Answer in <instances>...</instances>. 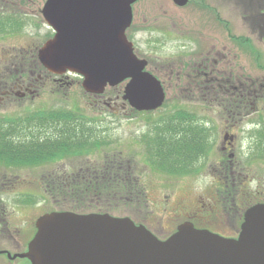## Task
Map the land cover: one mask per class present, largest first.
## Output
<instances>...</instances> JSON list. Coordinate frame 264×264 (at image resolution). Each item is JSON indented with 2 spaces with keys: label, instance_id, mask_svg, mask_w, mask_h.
<instances>
[{
  "label": "rangeland",
  "instance_id": "obj_1",
  "mask_svg": "<svg viewBox=\"0 0 264 264\" xmlns=\"http://www.w3.org/2000/svg\"><path fill=\"white\" fill-rule=\"evenodd\" d=\"M9 1L12 6H19V23L13 26V23H9L12 20L8 19L9 14H4V24L0 30V63L1 58L9 52L18 55H25L26 50L36 52L47 39L54 36V31L47 26L42 14L46 0ZM133 13L134 20L128 29V37L134 43L138 55L148 59L149 69L164 83L167 93L165 105L145 114H134V110L130 112L129 109H120L116 113L111 111V107L98 102V92H89L82 87V78H78L81 80L78 88L73 89L72 86L73 91L66 87L67 94L63 90H49L51 95L41 91L39 98L34 101L17 99L13 103H6L10 105L0 108V121L14 120L19 127H22L20 119L25 121L27 118H36L38 114L61 110L71 111L77 117L85 115L89 121L95 118L101 125H97L98 136L105 143L100 150L90 148L85 152L67 153L61 158L35 165L24 163L10 169L0 164V174L7 176L9 182L18 181L19 184L12 192L1 194V197L11 214L34 221L46 211L67 207L71 202L70 197L53 188L45 190L41 178L46 181L52 175H58L59 169L68 172L69 167L73 168L70 171L75 172L77 168L86 169L88 165L98 170L97 165L105 166L106 162L111 161L108 168H114L115 172L105 169L97 182L102 186V193L113 192L126 197L128 194L133 195L135 189L137 192L144 191L146 196L143 206L152 211L163 227L173 223L177 202L191 194L194 199L203 198L191 209L192 212L198 211V218L203 224L209 220L215 222L213 228L228 230L226 225H221V221L224 217L228 221L226 215H233L236 208L223 210L219 202L214 203L213 198L217 199L218 189L208 175L211 168L200 174L178 176L180 173L176 169L154 163L148 140L153 136L154 122L166 113L185 110L189 116L198 118L202 128L205 126L203 135L209 137L213 133V141L219 145L226 131L235 134V159L242 168V175L246 176L241 191L244 197L235 199L239 208L250 206L255 201H250L254 193L264 194V148L259 146L264 136L258 135L264 129V31L260 27H264V18L261 19L264 0H190L185 7H179L173 0H138L133 5ZM208 53L210 58L219 60L218 67L225 74L232 75L238 85L239 82L246 83L244 86L252 87L254 92L251 93L256 94L250 99L256 103L248 107L251 113L232 129L227 127L226 120L229 117L221 111L220 106L215 104L210 108L202 104L211 101L213 92L193 89L187 81L193 65L203 63L209 57ZM222 54L225 57L223 61L220 60ZM5 67L15 69L12 63ZM44 68L49 69L46 66ZM183 74H186L187 79ZM124 85L113 90L118 93ZM80 121H77V125ZM30 130L33 134L42 133V128L34 130L31 125ZM219 152V148H216L208 164L215 160ZM79 184L82 187L90 185L83 184L81 180ZM239 187H242V182L236 185V188ZM249 191L254 193L248 195ZM22 199L26 203L21 202ZM193 201L189 198L185 203ZM92 202L94 204L96 201ZM112 212L130 215V212L126 213L124 205L117 206Z\"/></svg>",
  "mask_w": 264,
  "mask_h": 264
},
{
  "label": "water",
  "instance_id": "obj_2",
  "mask_svg": "<svg viewBox=\"0 0 264 264\" xmlns=\"http://www.w3.org/2000/svg\"><path fill=\"white\" fill-rule=\"evenodd\" d=\"M137 0H47L42 14L56 30L39 50L51 70L84 76L89 92L126 80L123 98L137 110L160 107L166 98L158 78L145 71L126 29ZM185 6L189 0H174ZM30 243L32 264H264V203L251 207L238 238L186 224L159 240L128 218L52 212L37 221Z\"/></svg>",
  "mask_w": 264,
  "mask_h": 264
},
{
  "label": "flooded vegetation",
  "instance_id": "obj_3",
  "mask_svg": "<svg viewBox=\"0 0 264 264\" xmlns=\"http://www.w3.org/2000/svg\"><path fill=\"white\" fill-rule=\"evenodd\" d=\"M18 11L19 6H12L9 0H0V30H2L4 24V14H10L8 19L18 20V14H20ZM13 23H15V21ZM11 53L12 52H9L8 55L2 57L0 63V108L2 109L5 106L10 105L6 103H13L17 99H30L31 101H34L36 98H39L41 91L48 94L49 90H52V92L63 90L64 93L67 94L66 87L69 89H72V86L73 89L78 88L81 83V80L78 79L80 77L70 71L53 72L45 69L38 61L34 50H26L25 55ZM209 53L208 56L210 55ZM223 59H225V57L222 54L220 55V60L223 61ZM9 63H12L15 67L14 70L6 69L5 65ZM221 64H224V62H221ZM218 66L219 60H214L209 56L203 60V63L197 64L196 66L193 65L192 72L189 73L188 79L186 78V74H183V76L188 82H190L189 86H192L193 89L197 88L200 89V91L211 90L213 92L212 94H214V96L210 98L211 101H205L202 104L209 105L210 108L215 104L220 106L221 111L227 113L229 117V119L226 120L227 127L232 129L239 125L240 122L244 121V119L251 113L248 107L255 106V102H248L245 100V96L251 94L254 89L252 87L244 86L246 83L239 82L238 85V81L235 80L232 75L229 76L225 74ZM180 76L181 73L179 74V77ZM107 92L104 94H97L98 102H101L102 104L106 101L105 103L112 104L114 101L118 100L119 94L113 97ZM49 94L51 95V93ZM16 104L17 102L15 103V106ZM85 122L88 125L91 124V121L89 120H86ZM200 136L202 137V133ZM226 136L227 138H225ZM207 140L212 143L211 136H209ZM205 144L198 142V145L197 143H194L193 147L200 149L204 147L207 149ZM236 144V136L230 134L229 131H226L221 141V145L215 144L214 146L215 148H220V155L217 159L211 161L210 164L207 165L211 158V152L205 160L204 170V172H206L207 169L211 168V172L208 173V175L212 177L213 182L218 189L217 199L213 198L214 203L219 202L222 205L223 210L224 208H236L233 215L230 213V216L226 215L228 221L225 217L221 221V225H226L228 230H225L223 227H220L223 231L213 228L212 224L215 222L209 220L203 224L201 219L198 218V211H191L195 203H198L199 201L202 202L203 198L194 199V196L191 194H189L187 198L180 199V201L177 202L174 221L170 226H161L160 221L158 218H155L152 211L143 206L146 193L142 190L137 192V189H135L133 195L128 194V196L124 197L126 199L123 203L125 211L126 213L130 212V215L127 216H130L137 224L146 226L161 239H165L174 234L179 226L185 222H192L197 228L209 229L212 232L225 237H237L240 234L245 212L251 206V203L250 206L240 208L239 205L235 203L237 197H244L241 191L245 184L244 178H246V176L242 175V168L235 159L234 147ZM105 164L107 165H97L98 170H95L94 167H90V165H88L86 169L77 168V172L70 171L73 169L71 167H69L70 170H68V172L59 169L58 175H52L46 181L41 178V183L44 185L45 189H56L63 186L70 190L77 189L80 191L89 189L90 187L95 189V184L98 185L97 182L104 173V170L110 169L108 168V165L110 166L112 162H106ZM110 170L115 172L114 168ZM123 170H126V168H123ZM70 173H74L76 176H72ZM1 178L0 191L5 187L10 188V183H6L3 176H1ZM79 179L83 184L90 185L82 187L79 184ZM115 179H117L116 173ZM130 182L134 183V181ZM240 182H242V187L236 188V185ZM18 185L14 184L13 186L15 188L18 187ZM92 194L97 197V200L94 203L96 205L108 207H112L114 204L116 205L117 193L108 192L107 194H104L101 191L97 194ZM247 194L250 195V191ZM119 197L123 198L122 196ZM189 198L194 201L190 204H186L185 201ZM253 199H263L264 201V194L257 195L254 193L250 201ZM2 200L3 199L0 198V251H3V253L0 254V256H3L0 258V263L29 264L27 259L19 257L18 254L27 251L28 245L36 233V221L33 222L32 220L16 216L13 213L11 214L10 211V214H8L7 208ZM258 202L259 201H256L255 203Z\"/></svg>",
  "mask_w": 264,
  "mask_h": 264
},
{
  "label": "trees",
  "instance_id": "obj_4",
  "mask_svg": "<svg viewBox=\"0 0 264 264\" xmlns=\"http://www.w3.org/2000/svg\"><path fill=\"white\" fill-rule=\"evenodd\" d=\"M188 114L185 110H175L153 123L150 142L155 160L160 165L175 166L176 163L180 168H185L188 157L196 149L193 147L194 143L198 145V142L205 140L200 136L199 122ZM83 117L86 116L77 117L71 111H53L38 114L36 118H27L25 121L20 119L22 127L16 125L14 120L3 119L0 121V164L15 169L14 166L24 163L35 165L67 153L85 152L90 150L88 145L98 147L99 143L101 145L99 139V143H91L85 139V135L92 134L89 130L80 129L85 124L75 123L77 118ZM30 125L34 130L42 128V133L33 134ZM258 134L264 136V129ZM259 146L264 148V140ZM8 189L5 187L0 193ZM67 190L70 189L63 186L55 191L66 193ZM72 192L77 194L76 190L70 193ZM69 209L79 208L75 204Z\"/></svg>",
  "mask_w": 264,
  "mask_h": 264
}]
</instances>
